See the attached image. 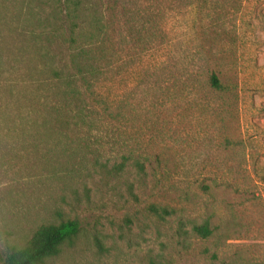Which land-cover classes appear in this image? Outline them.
<instances>
[{
	"label": "rangeland",
	"instance_id": "obj_1",
	"mask_svg": "<svg viewBox=\"0 0 264 264\" xmlns=\"http://www.w3.org/2000/svg\"><path fill=\"white\" fill-rule=\"evenodd\" d=\"M69 219L45 264H264V0H0V258Z\"/></svg>",
	"mask_w": 264,
	"mask_h": 264
},
{
	"label": "trees",
	"instance_id": "obj_2",
	"mask_svg": "<svg viewBox=\"0 0 264 264\" xmlns=\"http://www.w3.org/2000/svg\"><path fill=\"white\" fill-rule=\"evenodd\" d=\"M86 51L85 47H83L79 50L77 48L76 52H71L69 68L57 71V74L54 76L55 80L63 86L61 95L64 100L79 101L81 99L84 92L79 89V81L86 86V89L92 95L94 93V66L92 63L80 61L85 56ZM87 73L90 76H87ZM210 81L214 88H222V83L216 73L211 75ZM63 107L55 110L59 112L60 116H64L62 123L64 125H77L82 118L81 113L83 109L79 108L77 113L72 114L68 107L65 109ZM194 229L203 237H208L212 233V230L206 223L195 226ZM78 232L79 222L76 219L65 220L58 224H43L35 230L23 246L9 247L0 258V264H45L48 258L57 256L67 242H72Z\"/></svg>",
	"mask_w": 264,
	"mask_h": 264
}]
</instances>
